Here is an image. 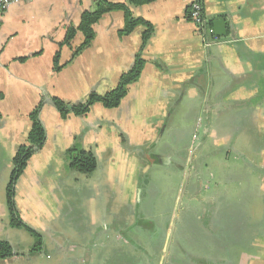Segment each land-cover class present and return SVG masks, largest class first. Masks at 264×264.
<instances>
[{
  "label": "crops",
  "instance_id": "obj_1",
  "mask_svg": "<svg viewBox=\"0 0 264 264\" xmlns=\"http://www.w3.org/2000/svg\"><path fill=\"white\" fill-rule=\"evenodd\" d=\"M93 1L26 0L0 12V241L10 244L11 260L30 256L31 249L14 250L29 239L24 228L8 225L5 189L15 149L30 129L28 116L42 105L44 145L16 181L14 202L23 225L41 236L55 263L105 264L129 254L148 264L147 249L128 233L139 227L142 177L174 169L173 205L149 263L264 264V0H203L207 22L226 24V36L209 48L187 19L185 0L130 7L134 18L153 28L143 49L144 27L121 36L123 13H109L79 55L71 59L82 42L79 33L71 47L59 50L63 67L54 72L66 28L77 26ZM137 55L142 72L118 108L94 104L84 116L62 119L46 102L75 104L107 93ZM176 119L193 123L180 152L183 125L170 127ZM73 146L94 155L92 174L63 172V153ZM174 152L180 155L171 163ZM187 173V187L193 186L188 197L197 207L182 211L184 239H172L164 253Z\"/></svg>",
  "mask_w": 264,
  "mask_h": 264
},
{
  "label": "trees",
  "instance_id": "obj_2",
  "mask_svg": "<svg viewBox=\"0 0 264 264\" xmlns=\"http://www.w3.org/2000/svg\"><path fill=\"white\" fill-rule=\"evenodd\" d=\"M154 1L155 0H125L124 3L119 4L114 3L113 0H94L93 9L91 11L82 12L78 25L68 26L66 28L64 39L58 44V51L53 56V71L59 72L63 67V65L59 64V50L62 47H71L72 41L79 33L82 35V42L74 48L71 59L79 55L84 49L90 46L94 39V25L97 24L103 16L115 11H121L124 15V25L119 31V35H129L137 26L144 27V32L141 37V49H143L153 32V28L149 23L142 19L134 18L130 11V7L148 5ZM187 19L191 21L190 8L187 9ZM208 25L211 27L210 23H208ZM20 60L22 61L24 59H19V61ZM143 65V60L137 55L130 69L120 76L116 88L103 95L91 93L83 102L75 104L65 103L59 99H52V105L62 119H65L68 115L84 116L94 104H100L104 109H116L126 96L128 87L139 79ZM41 108L42 105H39L28 116L30 129L26 141L15 149L11 161L12 168L5 189V203L9 227L24 228L33 238L34 242L30 250L31 254L41 252L42 238L37 232L23 225L15 207L14 197L16 181L25 170L29 159L44 145L45 130L39 120ZM63 158L67 163L69 170L81 175L92 174L97 166L94 155L91 152L84 151L79 146H73L67 149L63 153ZM12 256H14V254L9 243L6 241H0V260L11 258Z\"/></svg>",
  "mask_w": 264,
  "mask_h": 264
},
{
  "label": "rangeland",
  "instance_id": "obj_3",
  "mask_svg": "<svg viewBox=\"0 0 264 264\" xmlns=\"http://www.w3.org/2000/svg\"><path fill=\"white\" fill-rule=\"evenodd\" d=\"M180 122L181 120L176 119L174 123L173 122L170 123V127H171V124L173 127L175 126V124H180ZM181 124L183 125L184 134H182L180 139H178L180 142L179 143L180 147L178 148L179 152L184 151L187 129L189 131V128L192 127L193 123L190 121H187L183 123L181 122ZM197 136H199L200 138L199 141H200L201 136H202L200 130L198 131ZM166 142L169 143V141H166ZM171 142L172 143L175 142V138L174 140L172 139ZM210 143L212 144V139L210 140ZM165 147L167 148L168 146H165ZM179 152H174V154L172 155V158H170L171 163L177 160V158L180 155ZM66 166L63 165L64 167L63 172L65 171V168H66V171L68 170L67 169L68 167ZM80 175L81 174L76 173L77 177H80ZM177 175L178 174L174 169L173 170L165 169L164 171H161L160 174H154L153 172H150L149 174L144 175L142 177L143 178V183H142L143 190L139 198L138 206L139 205L140 206L137 210V216H136V221L139 223L138 225L139 227L137 228V231L135 233L133 232H128V233L131 234L130 235L131 237H133L136 241H138L142 246H144L147 249V252L150 254L148 264H150L152 260H155L156 254H158V248H159V243L161 239L160 238L161 232L159 233V231H160V228L163 226V222L167 218L166 215L168 216V213L170 212L171 205H173L172 201L170 204V199L173 196L172 195V191H173L172 183L176 181ZM185 178L186 177H184V180L182 182L180 192L182 191V187L184 186V184L187 187L188 181H186ZM192 187H193L192 183H190L188 187L185 188L184 193L182 194V199L180 202L179 209L177 210L178 203H176L174 206L173 214L177 213V216H176V220L173 221L172 223H174V226L176 229L173 231L171 238L168 239L169 241L166 244V249L164 253L169 249V245L172 239H173V244L175 243V241H177L178 238H181L182 240L184 239V237H180L181 226L185 222L182 211H185L187 209L196 210V207H197L195 201H191L188 197ZM180 197H181V193H180L179 198ZM146 221L150 225L149 226L150 230L148 231H144V229L141 228V226H144L143 222H146ZM187 222L189 223L188 225L193 226L192 221H187ZM26 235L29 240L27 241L26 244L15 246L14 250L16 253L21 254L20 252L22 249L23 250H27V248L28 250L31 249L33 242H34L33 238L29 234H26ZM111 253L114 254L113 252ZM120 256H119L120 258L113 256V260L111 259L110 262H106L105 264H144V262H141L140 257L138 255L131 256L129 254H124ZM29 257L30 258L32 257L31 261H27ZM53 258L54 257L52 256V253L49 251V246H46V248L42 249L41 252L33 253L30 256L25 255L24 258H22V256L19 255L18 259L20 260H15V261L11 260L13 259L12 257L4 259V260H0V264H57L53 261ZM94 262H92V264H97V261L95 263ZM58 264H73V259H70V260L65 259L63 260V262L61 261Z\"/></svg>",
  "mask_w": 264,
  "mask_h": 264
},
{
  "label": "built area",
  "instance_id": "obj_4",
  "mask_svg": "<svg viewBox=\"0 0 264 264\" xmlns=\"http://www.w3.org/2000/svg\"><path fill=\"white\" fill-rule=\"evenodd\" d=\"M26 0H0V12L7 10L10 6L19 5ZM190 8L191 21L197 27L199 36L202 38L206 48L219 43L218 38L214 36L212 27H209L204 17L203 0H185Z\"/></svg>",
  "mask_w": 264,
  "mask_h": 264
},
{
  "label": "water",
  "instance_id": "obj_5",
  "mask_svg": "<svg viewBox=\"0 0 264 264\" xmlns=\"http://www.w3.org/2000/svg\"><path fill=\"white\" fill-rule=\"evenodd\" d=\"M211 27H212V31H213L214 36H216L218 38H222V37H225L226 36V24H225V21L224 20L218 19V20L213 21L211 23ZM46 102L49 103V104H52V101L51 100H47ZM185 177H186L185 178L186 181H188V173L186 174ZM185 188H186V186L184 184V186L182 187V191H181V197L178 199L177 210L179 209L180 202H181V199H182V194L184 193ZM176 214H175V216H176ZM171 236H172V233H170L169 239L171 238Z\"/></svg>",
  "mask_w": 264,
  "mask_h": 264
}]
</instances>
